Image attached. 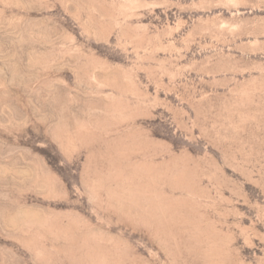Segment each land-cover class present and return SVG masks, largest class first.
Here are the masks:
<instances>
[{
  "label": "rangeland",
  "instance_id": "obj_1",
  "mask_svg": "<svg viewBox=\"0 0 264 264\" xmlns=\"http://www.w3.org/2000/svg\"><path fill=\"white\" fill-rule=\"evenodd\" d=\"M0 264H264V0H0Z\"/></svg>",
  "mask_w": 264,
  "mask_h": 264
}]
</instances>
